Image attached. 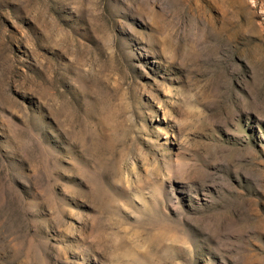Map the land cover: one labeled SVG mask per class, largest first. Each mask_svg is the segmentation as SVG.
Here are the masks:
<instances>
[{
  "label": "rangeland",
  "instance_id": "1",
  "mask_svg": "<svg viewBox=\"0 0 264 264\" xmlns=\"http://www.w3.org/2000/svg\"><path fill=\"white\" fill-rule=\"evenodd\" d=\"M0 264H264V0H0Z\"/></svg>",
  "mask_w": 264,
  "mask_h": 264
}]
</instances>
